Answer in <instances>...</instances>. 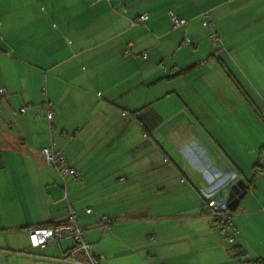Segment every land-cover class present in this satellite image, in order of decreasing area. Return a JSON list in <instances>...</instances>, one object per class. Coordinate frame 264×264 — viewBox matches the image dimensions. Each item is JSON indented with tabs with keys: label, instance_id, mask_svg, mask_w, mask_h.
Returning a JSON list of instances; mask_svg holds the SVG:
<instances>
[{
	"label": "crops",
	"instance_id": "crops-1",
	"mask_svg": "<svg viewBox=\"0 0 264 264\" xmlns=\"http://www.w3.org/2000/svg\"><path fill=\"white\" fill-rule=\"evenodd\" d=\"M0 87V264H76L59 258L73 238L29 241L69 204L102 264H264V0H0ZM146 105L151 133L133 113ZM52 139L81 179L48 164ZM125 142L132 166L110 151ZM234 172L230 243L203 191Z\"/></svg>",
	"mask_w": 264,
	"mask_h": 264
},
{
	"label": "built area",
	"instance_id": "built-area-1",
	"mask_svg": "<svg viewBox=\"0 0 264 264\" xmlns=\"http://www.w3.org/2000/svg\"><path fill=\"white\" fill-rule=\"evenodd\" d=\"M98 1L100 0H89V3L94 4ZM148 17L149 14L145 12L139 16L138 21L140 23H144ZM171 17L174 26H187L190 23L188 18L177 14L174 11H171ZM203 24L209 28L208 37L212 45L217 46L219 44V34L209 11L203 12ZM185 40L189 42L190 38L186 35ZM130 51L131 48L128 46L126 52ZM146 55L147 53H145V56ZM7 94L6 88L0 87V98L6 96ZM19 111H27V106H22ZM45 116L50 122L54 118L53 103L51 101L46 102ZM51 128H53L52 125ZM62 133L65 134L66 132L63 131ZM42 151L48 164L56 166L62 176H73L77 179L82 178L81 173L69 164L66 154L62 153L56 148V142L54 140H52L49 145L44 146ZM240 178H242V175L234 172L231 174L229 180L224 186H216L203 191L207 207L211 210V212L216 217V220L220 223V231L230 243L235 242L236 228L232 222L234 212L231 210L227 198L232 185ZM88 211H90V209H88ZM83 234L84 228L78 221V215L74 209V206L73 204H69L68 213L64 219L54 224L36 225L29 228V241L33 247L45 248L49 242H56L63 238L70 237L75 240L76 246L68 253L60 256L59 258L61 260L67 262L72 261L76 264H102L101 260L103 259V256L93 253L90 244L86 242ZM77 252H83L85 258H77Z\"/></svg>",
	"mask_w": 264,
	"mask_h": 264
},
{
	"label": "trees",
	"instance_id": "trees-1",
	"mask_svg": "<svg viewBox=\"0 0 264 264\" xmlns=\"http://www.w3.org/2000/svg\"><path fill=\"white\" fill-rule=\"evenodd\" d=\"M195 66L196 65L194 64V65L188 67L186 69V71L189 70V69L194 68ZM133 113L136 116V118L140 121L142 127L144 128V130L147 133H151V131L156 127V125H158L162 121V116L151 105L143 106L140 109L133 111ZM52 140H54L56 142V148H57V141L55 139H52ZM62 153H64V152H62Z\"/></svg>",
	"mask_w": 264,
	"mask_h": 264
},
{
	"label": "rangeland",
	"instance_id": "rangeland-1",
	"mask_svg": "<svg viewBox=\"0 0 264 264\" xmlns=\"http://www.w3.org/2000/svg\"><path fill=\"white\" fill-rule=\"evenodd\" d=\"M195 65H198V63H196ZM222 68L224 69V71H225V67H224V65H222ZM235 73V72H234ZM230 74V73H229ZM228 74V75H229ZM234 75H236V73L235 74H233V76ZM231 76V75H230ZM232 78V77H231ZM228 79V78H227ZM223 81H225L226 82V79H222ZM236 83V84H235ZM225 84V83H224ZM237 82L235 81V80H233V78L231 79V81H229V79H228V81L226 82V84H225V86H224V89L226 90H229L230 88L231 89H233V90H235V86L237 87ZM237 93H239L240 94V96L242 95L240 92H239V90L237 89ZM237 98H240L239 97V95H237ZM159 105V104H158ZM153 106V105H152ZM154 108H156L157 107V105H156V107H155V105L153 106ZM110 145H112V144H110ZM133 146V144L132 143H129V142H125V143H120V144H113L112 146H110V151H119V152H121V153H123V154H125V158L122 160V161H125V162H127V163H129V165L130 166H132V163L134 162V161H136V160H133V159H128L129 158V156L130 155H133L132 153H131V150H132V147ZM122 154V155H123ZM111 162V161H110ZM125 167V166H124ZM126 194H129L130 195V193H126Z\"/></svg>",
	"mask_w": 264,
	"mask_h": 264
},
{
	"label": "water",
	"instance_id": "water-1",
	"mask_svg": "<svg viewBox=\"0 0 264 264\" xmlns=\"http://www.w3.org/2000/svg\"><path fill=\"white\" fill-rule=\"evenodd\" d=\"M1 137V136H0ZM247 193V183L243 179L237 180L231 187L230 193L228 195V202L231 209H235L240 200Z\"/></svg>",
	"mask_w": 264,
	"mask_h": 264
}]
</instances>
